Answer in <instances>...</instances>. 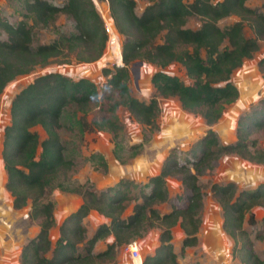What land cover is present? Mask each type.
<instances>
[{
    "label": "trees",
    "instance_id": "trees-1",
    "mask_svg": "<svg viewBox=\"0 0 264 264\" xmlns=\"http://www.w3.org/2000/svg\"><path fill=\"white\" fill-rule=\"evenodd\" d=\"M106 1L124 40L122 65L104 69L102 73L108 76L106 84L129 113L138 122L151 125L159 111L156 98L143 101L131 95L129 65L144 61L164 68L176 62L185 68L192 83L186 84L178 76L158 70L151 78L157 93L176 97L184 110L198 113L207 125L216 123L220 106L238 98L232 73L252 57L259 40L264 39V4L259 11L248 7L246 0H147L149 4L137 15L135 0ZM23 7L36 24L51 25L59 14H65L74 21V27L70 32L59 33L51 42L35 44L27 21L12 24L0 16V27L6 34L0 40V97L16 77L29 74L36 66L50 65L61 54L64 56V50L67 54L58 65L91 63L102 56L108 34L93 0H65L61 7L47 0H23ZM231 15L239 20L221 28L218 21ZM192 17L201 21L196 29L185 26ZM245 25L253 37L244 35ZM160 37L162 41L157 42ZM225 42L227 45L222 47ZM69 55L75 56V61L69 60ZM258 66L264 69V57ZM111 97L112 94L100 97L101 107L108 113L93 121H99L94 127L114 132L117 119ZM98 98L92 80L71 79L51 71L35 77L11 101L10 120L3 129L1 148L7 175L5 188L12 197L13 208L29 205L28 216L39 226L37 234L22 246L20 264H101L116 245L139 240L152 227L160 229L159 245L143 257L141 264H180L171 242L172 227L178 224L184 233L182 249L197 244L203 210V193L197 177L201 167L206 162H212L207 166L213 167L222 153H233L246 162L264 166V149L250 139L254 130L264 128V99L238 119L233 144L221 145L215 131L209 129L191 147L184 161L177 151H171L160 173L150 177L146 184L121 179L101 190L89 183L69 189L81 197V204L64 218L59 236L52 244L49 231L55 225L54 202L48 198L47 186L59 172L67 173L74 167L73 161L65 156L60 135L62 118L74 115L68 114L73 105L85 113ZM74 118L71 116L70 120ZM35 126L43 129L42 140L33 130ZM167 176L179 177L186 194L182 205L172 204L169 212L160 213L155 206L169 199ZM59 188L64 190L62 185ZM211 192L222 210L223 230L238 246L240 261L264 264L243 226L246 214L250 213L249 219L254 221L252 209L264 207V182L254 189H238L234 182L214 183ZM132 202L131 213L124 216ZM91 211L102 215L108 223H101L87 237L83 219ZM108 235L114 241L95 253L97 242Z\"/></svg>",
    "mask_w": 264,
    "mask_h": 264
},
{
    "label": "rangeland",
    "instance_id": "rangeland-1",
    "mask_svg": "<svg viewBox=\"0 0 264 264\" xmlns=\"http://www.w3.org/2000/svg\"><path fill=\"white\" fill-rule=\"evenodd\" d=\"M47 1L59 7L65 3V0ZM97 1L98 8L97 6L96 8L105 24L108 17H111L108 3L106 0ZM148 4L147 0H136L135 13L140 15ZM263 4L264 0H246L248 7L259 11L263 9ZM0 16L12 24L20 20L27 21L31 26L35 44L51 42L59 33L70 32L74 27V21L65 14H59L51 25L36 24L23 7V0H0ZM237 20L239 17L231 15L220 19L218 25L223 28ZM108 23L112 27V24ZM200 24L199 18L192 17L185 26L196 29ZM243 32L246 37H253L248 25L244 26ZM117 34L120 43L118 41L112 47L115 57L110 55L108 39L106 48L99 57L100 60L103 59L102 67L94 72L85 70L88 63L73 62L69 65H58L57 62L63 60L67 54V50H64V56L61 54L50 65L36 66L29 74L16 77L5 87L0 97V264H20L22 246L39 230L37 222L28 216L29 205L21 209L13 208L12 197L5 188L7 175L1 157L3 129L10 120L11 101L14 95L35 77L51 71L60 72L71 79L85 77L96 84L99 94L98 102L92 103L85 113L78 111L73 105L68 108V114L74 115L62 118L60 135L65 156L73 161L74 167L67 173L59 172L47 186L48 198L54 202L55 225L49 231V237L53 242L59 236V226L64 218L78 208L77 198L81 197L69 189H73L78 184L89 183L95 189L101 190L115 185L121 179L132 180L136 184H146L150 177L160 173L164 160L171 151H177L178 156L184 161L191 147L209 129L215 131L221 145L233 144L236 141L238 119L250 113L264 99V69L258 66L259 60L264 57V39L259 40L258 50L252 57L246 59L232 73L231 81L238 89V98L233 102L223 103L219 108L220 118L210 126L198 113L184 110L176 97L160 96L152 84L151 76L158 70L176 75L186 84L192 83V79L181 64L174 62L160 68L144 61L141 65L135 66L136 61H134L129 65L128 86L131 95L143 101L156 98L159 105L154 123L144 125L129 113L119 97L112 92L110 86L106 84L108 76L102 73L104 69L119 66L120 47L124 37L120 33ZM5 38L6 34L0 27V40ZM161 41V37L157 39V42ZM225 45L227 42L222 47ZM202 54L204 55V52ZM68 59L75 61V56L69 55ZM132 68L134 71L138 69L137 78ZM103 94H112L110 103L114 104L117 119L114 123L117 130L114 132L94 127L99 121L93 120L108 113L107 109L101 107L100 97ZM71 116L75 118L70 120ZM33 130L38 133L41 140L44 138L45 133L40 126L33 127ZM250 139H255L256 146L264 149V128L254 130ZM223 154L213 162V167L207 166L212 162H206L197 173L203 193L202 223L197 234V244L182 249L184 233L182 234L183 231L178 224L172 227L171 242L180 264H244L238 257V246H235L234 240L223 230L222 210L211 192V186L214 183L234 182L238 189H254L256 185L264 182V166L246 162L233 153ZM227 156L233 157L226 159ZM165 183L169 199L155 206L160 213L169 212L172 204L182 205L186 194L179 177L167 176ZM60 185L64 190L59 188ZM133 204L134 202L125 210L124 216L131 213ZM251 212L254 221L249 219L250 213H248L243 226L253 241L256 253L264 260V207L256 206ZM105 222L106 218L104 219L96 211H91L83 219L87 237H91L97 226ZM159 233V228L152 227L138 240L142 260L159 245ZM113 241L114 237L108 235L95 245L94 252L105 250ZM141 262L139 259L132 261L127 245L122 243L116 245L113 253L101 264H141Z\"/></svg>",
    "mask_w": 264,
    "mask_h": 264
},
{
    "label": "water",
    "instance_id": "water-1",
    "mask_svg": "<svg viewBox=\"0 0 264 264\" xmlns=\"http://www.w3.org/2000/svg\"><path fill=\"white\" fill-rule=\"evenodd\" d=\"M93 2H94V5H95V7L98 5V1L97 0H93ZM97 8H98V6H97ZM96 8V9H97ZM98 11V10H97ZM106 21V20H105ZM108 21L112 24V27H113V30L115 31V32H113V30H112V28L110 29V26H109V23H108ZM105 26H106V29H107V34H108V39H109V41H108V43H109V52H110V55L112 56V57H115L114 55H113V53H112V47H113V45H115V44H117L118 43V41H119V38H118V31H117V29H116V27H115V24H114V21H112V17H108V19H107V21L105 22ZM113 36H116L117 38H114ZM119 43H120V41H119ZM120 46V45H119ZM121 50H122V45H121V47H120V62L118 63V65L119 66H121L122 65V59H121ZM101 59V58H100ZM100 59H97V60H95V61H93V62H91V63H88L89 65L85 68V70L88 72L89 70L91 71V72H94L97 68H101L102 67V63H103V59L102 60H100ZM143 62L142 61H136V62H134V65L135 66H139V65H141ZM132 71H134V69L132 68ZM135 72V78H137V76H138V69L136 68V70L134 71ZM155 73V72H154ZM153 73V74H154ZM152 74V75H153ZM151 78H152V76H151ZM238 90V89H237ZM239 93V92H238ZM238 165H241V164H239V163H237ZM241 166H243V165H241ZM244 167V166H243ZM245 168V167H244ZM227 170H229V169H227ZM233 181H235V179H233ZM142 263V262H141Z\"/></svg>",
    "mask_w": 264,
    "mask_h": 264
},
{
    "label": "built area",
    "instance_id": "built-area-1",
    "mask_svg": "<svg viewBox=\"0 0 264 264\" xmlns=\"http://www.w3.org/2000/svg\"><path fill=\"white\" fill-rule=\"evenodd\" d=\"M105 28H106V26H105ZM106 31H107V29H106ZM127 248L130 252V257H131L132 261L135 259H141V261H142V256H141V253L139 251L138 240H133L130 243H128Z\"/></svg>",
    "mask_w": 264,
    "mask_h": 264
},
{
    "label": "crops",
    "instance_id": "crops-1",
    "mask_svg": "<svg viewBox=\"0 0 264 264\" xmlns=\"http://www.w3.org/2000/svg\"><path fill=\"white\" fill-rule=\"evenodd\" d=\"M136 1V0H135ZM143 6H145V5H143ZM145 8V7H144ZM143 10V9H142ZM138 15V14H137ZM228 158H226V159H230V158H232L233 156H227ZM225 159V160H226ZM77 202H78V206L81 204V198H77ZM103 217V216H102ZM104 218V217H103ZM105 219V218H104ZM105 223H108V221H107V219H106V222ZM201 229V228H200ZM182 234H183V232H182ZM180 235H181V233H180ZM50 238V237H49ZM51 240V239H50ZM101 241V240H100ZM52 242V244H54V242L53 241H51ZM99 242V241H98ZM97 242V243H98ZM174 249V248H173ZM175 252V251H174ZM18 263V262H17Z\"/></svg>",
    "mask_w": 264,
    "mask_h": 264
},
{
    "label": "bare ground",
    "instance_id": "bare-ground-1",
    "mask_svg": "<svg viewBox=\"0 0 264 264\" xmlns=\"http://www.w3.org/2000/svg\"><path fill=\"white\" fill-rule=\"evenodd\" d=\"M108 22H109V21H108ZM110 25H111V24H110ZM111 28H112V30H113V27L110 26V29H111ZM113 32H115V31L113 30ZM114 38H115V37H114ZM135 260H136V259H135ZM139 260L141 261V259H139ZM133 261H134V260H133Z\"/></svg>",
    "mask_w": 264,
    "mask_h": 264
}]
</instances>
